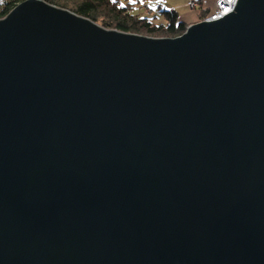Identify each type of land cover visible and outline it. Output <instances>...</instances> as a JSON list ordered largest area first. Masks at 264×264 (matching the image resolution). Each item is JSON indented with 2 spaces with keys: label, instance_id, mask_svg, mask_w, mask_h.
I'll return each mask as SVG.
<instances>
[{
  "label": "water",
  "instance_id": "obj_1",
  "mask_svg": "<svg viewBox=\"0 0 264 264\" xmlns=\"http://www.w3.org/2000/svg\"><path fill=\"white\" fill-rule=\"evenodd\" d=\"M233 10L0 20V264H264V0Z\"/></svg>",
  "mask_w": 264,
  "mask_h": 264
},
{
  "label": "trees",
  "instance_id": "obj_2",
  "mask_svg": "<svg viewBox=\"0 0 264 264\" xmlns=\"http://www.w3.org/2000/svg\"><path fill=\"white\" fill-rule=\"evenodd\" d=\"M27 0H0V20L5 19L15 7ZM41 1V0H40ZM49 5L67 8L80 17H86L94 23L101 21L103 27L123 33L142 35L151 38H177L186 31V24L179 22L177 13L159 10L166 24L156 23L148 17L131 14L135 4L120 5L118 0H42ZM158 1V0H153Z\"/></svg>",
  "mask_w": 264,
  "mask_h": 264
},
{
  "label": "crops",
  "instance_id": "obj_3",
  "mask_svg": "<svg viewBox=\"0 0 264 264\" xmlns=\"http://www.w3.org/2000/svg\"><path fill=\"white\" fill-rule=\"evenodd\" d=\"M127 1L131 4L133 0ZM158 1L161 2V0ZM190 2H196V8H189ZM164 3L166 11L177 13L179 22L181 21L191 26V24L201 22V18L208 17L212 14L216 0H165ZM159 17L162 18L163 16Z\"/></svg>",
  "mask_w": 264,
  "mask_h": 264
},
{
  "label": "rangeland",
  "instance_id": "obj_4",
  "mask_svg": "<svg viewBox=\"0 0 264 264\" xmlns=\"http://www.w3.org/2000/svg\"><path fill=\"white\" fill-rule=\"evenodd\" d=\"M119 2H120V5H124V6H126V5H128V6H130L129 5V1H127V0H118ZM132 1V0H131ZM164 1L165 0H161V2H159V1H153V0H133L132 2H131V4L132 3H134L135 4V9H131V14H133V15H135V16H139L140 18L141 17H149L150 18V20H154L156 23H161V24H166L167 22H166V20H165V18H164V16L161 14V13H159V10L158 9H161V10H165V3H164ZM193 3H195V6H197V3L196 2H193ZM55 6V5H54ZM196 8V7H195ZM62 9V8H61ZM64 9H66V10H68V11H70L69 9H67V8H64ZM71 12V11H70ZM159 16H163L162 18H160ZM210 16V15H209ZM208 16V17H209ZM207 17H204V18H201V22L202 21H205V19H206ZM200 23V22H199ZM99 27H102L103 29H108V30H114V29H110V28H105V27H103V25H102V22L99 20V21H97V23H96ZM192 25V24H191ZM190 26H186V29L187 28H189ZM114 31H116V30H114ZM120 32V31H119ZM185 33V32H184ZM133 35H135V34H133ZM138 35H140V34H138ZM137 35V36H138ZM183 35V34H182ZM142 36V35H141ZM161 38V37H160ZM159 38V39H160Z\"/></svg>",
  "mask_w": 264,
  "mask_h": 264
},
{
  "label": "built area",
  "instance_id": "obj_5",
  "mask_svg": "<svg viewBox=\"0 0 264 264\" xmlns=\"http://www.w3.org/2000/svg\"><path fill=\"white\" fill-rule=\"evenodd\" d=\"M238 0H216L212 14L205 19L206 22H212L223 18V16L234 12V7ZM195 3L190 2L189 8L194 9Z\"/></svg>",
  "mask_w": 264,
  "mask_h": 264
}]
</instances>
